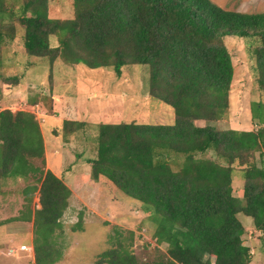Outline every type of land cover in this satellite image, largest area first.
Masks as SVG:
<instances>
[{"label":"trees","instance_id":"trees-1","mask_svg":"<svg viewBox=\"0 0 264 264\" xmlns=\"http://www.w3.org/2000/svg\"><path fill=\"white\" fill-rule=\"evenodd\" d=\"M54 8L51 0H0V50L18 38L25 55L47 60L48 75L57 60L110 69L116 77L126 65H145L149 98L173 114L168 123L98 124L89 179L137 201L155 223L151 237L166 250L140 260L129 248L131 238L125 243L116 232L95 264H249L238 216L251 219L264 238V102L249 103L255 130L210 123L223 119L229 107L234 67L224 37L257 43L254 69L264 93V12L226 10L211 0H68L65 18L50 16ZM22 77L20 72L2 81L16 86ZM38 102L51 113V94L37 92L27 100L31 107ZM197 120L208 123L198 126ZM79 123L63 120L53 130L66 136ZM43 152L35 112L1 109L0 183L30 178L23 189L28 204L38 193L39 207L26 205L12 220L32 222L34 264H54L61 247L53 234L71 191L43 169ZM235 169L243 180L240 197L232 194Z\"/></svg>","mask_w":264,"mask_h":264},{"label":"rangeland","instance_id":"rangeland-1","mask_svg":"<svg viewBox=\"0 0 264 264\" xmlns=\"http://www.w3.org/2000/svg\"><path fill=\"white\" fill-rule=\"evenodd\" d=\"M211 1L226 10L264 12V0ZM51 4L55 11L50 16L70 17L65 11L68 0H51ZM17 28L16 37L20 34ZM223 42L234 67L229 107L223 119L210 121V124L218 129L255 130L259 125L250 119L249 103L264 102L254 69L253 48L257 43L235 36L224 37ZM0 52V76L23 73L16 86H6L0 79V110L35 112L45 150L42 167L62 177L71 191L68 206L60 218L61 228L53 234L54 241L61 247V257L54 264H95L97 256L112 246L111 237L116 232H120L125 243L131 238L129 248L140 260H152L157 253L165 252L166 244L158 246L151 237L154 221L137 201L113 191L105 183H94L89 179L88 161L96 154L98 124L120 121L168 123L172 120L171 109L148 96L147 67L126 65L122 75L116 77L110 69L70 67L57 60L52 74L48 75L47 60L25 55L18 38L1 45ZM49 85L56 95L54 113H41L44 110L40 104L30 107L27 100L37 92L48 95ZM48 117L57 118L53 119L56 122L48 124ZM63 119L78 120L77 131L66 136L55 133L53 128L61 125ZM207 123L196 121L198 126ZM206 156L213 158L210 151ZM254 156L259 164L258 152ZM40 161L33 159L36 165H40ZM237 172L235 169L232 175V194L240 197L243 180ZM31 182L30 178H11L0 183V264H34L32 222L12 220L23 215L26 205L31 210L39 207L38 193L32 195L28 204L23 191ZM238 218L244 227L242 239L250 246L249 264H264V238L253 228L251 219L242 215ZM78 221L79 227L76 226ZM22 245L31 249L21 251L18 248ZM10 250L13 252L8 254Z\"/></svg>","mask_w":264,"mask_h":264},{"label":"crops","instance_id":"crops-1","mask_svg":"<svg viewBox=\"0 0 264 264\" xmlns=\"http://www.w3.org/2000/svg\"><path fill=\"white\" fill-rule=\"evenodd\" d=\"M4 77H8V76H0V79H2V78H4ZM51 90L49 89V87H48V94H51V97H52V99H53V107H52V111H51V113H54V107H55V100H56V95H55V93H53V90H52V92H50ZM56 94H57V92H56ZM40 104V108H42L43 110H44V112L46 111V112H48L46 109H45V107L40 103V102H38L37 104H36V106H38ZM31 107V106H30ZM39 107V106H38ZM49 119H50V122H47L48 124H50L51 122H52V124L53 123H55L56 121L55 120H53V119H57V118H59V116L57 117V118H52V117H48ZM60 119V118H59ZM64 120V119H63ZM65 120H67V119H65ZM78 121V120H77ZM44 152H45V150H44ZM55 173V172H54ZM60 177V176H59ZM62 178V177H61ZM63 180V179H62ZM23 222V221H22Z\"/></svg>","mask_w":264,"mask_h":264},{"label":"built area","instance_id":"built-area-1","mask_svg":"<svg viewBox=\"0 0 264 264\" xmlns=\"http://www.w3.org/2000/svg\"><path fill=\"white\" fill-rule=\"evenodd\" d=\"M18 249L21 250V251H29V250L31 249V247H28V246H26V245H22V246H20ZM12 252H13V251L10 250V251L8 252V254H11Z\"/></svg>","mask_w":264,"mask_h":264}]
</instances>
